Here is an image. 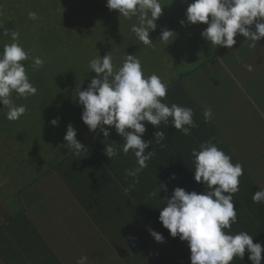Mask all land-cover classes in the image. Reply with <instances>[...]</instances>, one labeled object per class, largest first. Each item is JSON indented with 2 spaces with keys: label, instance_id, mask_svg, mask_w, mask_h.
Masks as SVG:
<instances>
[{
  "label": "crops",
  "instance_id": "obj_1",
  "mask_svg": "<svg viewBox=\"0 0 264 264\" xmlns=\"http://www.w3.org/2000/svg\"><path fill=\"white\" fill-rule=\"evenodd\" d=\"M236 41L232 48L222 47L218 55L201 60V69L188 72L196 73L191 79H179L191 105L181 91L178 101L170 89L162 98L169 106L176 103L193 110L196 127L190 129V135L175 129L169 118L167 136L160 144L154 139L160 125L143 122L146 132L142 139L151 141L145 151L155 155L138 180L126 174L138 166L133 151L125 154L115 129L106 126L109 137L98 130L84 141L85 150L72 152L68 166L61 164V171L58 167L53 170L54 177L46 174L38 179L40 199L34 200L29 190H22L18 193L21 204L10 206L9 201H1L0 264H78L82 256L91 264L92 255L108 254L97 251L103 240L111 241V254L120 255L126 264H190L187 242L173 238L163 227L159 208L177 186L188 192L208 190L192 175L193 185L183 182L189 170L195 169L192 149L199 150L205 141L234 157L258 185L251 189L239 184V191L233 194L237 222L225 230L233 234L246 231L254 243L264 246V204L252 200L255 191L264 189V37L256 48H249L250 41L243 36ZM208 108L212 116L205 122ZM104 144L114 145L117 156L109 159ZM163 146L167 150L161 152ZM161 182L167 185V192L159 189ZM156 189L158 195H151ZM239 205L244 207L238 212ZM149 229L162 234L164 242H156ZM261 256L264 264V251ZM248 257L246 250L243 259L235 257L231 264H251ZM104 263L109 261L98 264Z\"/></svg>",
  "mask_w": 264,
  "mask_h": 264
},
{
  "label": "clouds",
  "instance_id": "obj_2",
  "mask_svg": "<svg viewBox=\"0 0 264 264\" xmlns=\"http://www.w3.org/2000/svg\"><path fill=\"white\" fill-rule=\"evenodd\" d=\"M171 0H169V3ZM160 0H106L109 10H117L119 16L126 19L137 17L138 23L131 26V31L144 45L152 46L150 31L157 27L155 21L162 15ZM29 17L37 19L36 12H29ZM186 21L190 24L203 23L207 27L201 36L213 49L217 46L232 48L235 37L240 34L250 41L248 47L256 48L257 42L264 37V0H191L185 10ZM181 25L185 20L180 21ZM11 35L12 42L3 46L0 52V105L7 107L6 118L17 120L26 112L24 105H16L11 99L15 92L20 97L35 95L37 88L30 82L22 61L29 59V54L19 43V33L4 30ZM176 32L163 29L159 39L164 45L172 42ZM34 69L43 65L40 57H32ZM112 56L106 54L89 61V68L96 75L87 87L76 88L77 103L83 106L81 119L88 130L103 137H109L111 126L124 143L122 151L127 154L132 150L137 167L126 170V174L138 180L139 173L147 167L155 153L148 151L151 141L142 139L146 132L144 121L153 126L161 122L168 123L190 135V129L196 127L193 110L172 103L162 102L167 95L168 85L155 73L145 77L141 61L134 55L127 54L122 65L114 70ZM251 70V66H249ZM211 109H205V122L211 118ZM58 125V118L50 121ZM187 126V127H186ZM163 131H156L154 139H164ZM67 149L78 154L86 147L77 139V131L71 123L64 135ZM105 155L112 159L117 156V148L104 144ZM194 157V180L207 186V191L188 192L182 187H175L167 197L166 205L159 208V221L169 234L187 242L190 249V264H231L235 257L243 259L245 251L249 253L251 264H261L264 246L253 242L252 235L246 231L225 232L237 222V212L233 194L239 191V177L243 175L240 163L233 164L230 156L211 141L200 144L199 150L192 149ZM175 178V174H172ZM159 189L167 192V185L159 184ZM227 193V194H226ZM151 195H158V189ZM252 200L264 204V189L252 194ZM156 242L163 243L164 237L149 229ZM87 257L82 256L78 264H86Z\"/></svg>",
  "mask_w": 264,
  "mask_h": 264
},
{
  "label": "rangeland",
  "instance_id": "obj_3",
  "mask_svg": "<svg viewBox=\"0 0 264 264\" xmlns=\"http://www.w3.org/2000/svg\"><path fill=\"white\" fill-rule=\"evenodd\" d=\"M160 3L163 4L162 15L155 21L156 29L150 31L153 42L148 46L131 31V26L138 23L137 17L119 16L117 10L106 7V0H0V46L12 42V38L4 34L3 26L14 15L17 22L14 31L19 33V43L31 57L21 63L37 88V93L27 98L12 93L13 102L26 107V112L17 120L7 119L8 109L0 105V199L3 198L0 202L7 200L10 206L21 204L18 193L22 190H29L34 200L40 199L38 179L46 174L54 177L55 167L61 171V164L68 166L73 155L64 141L69 123L76 129L77 139L82 144L98 132L97 129L94 134L83 123V106L76 98L77 86L81 90L86 88L96 75L89 68L91 59L109 54L116 70L127 54L134 55L141 61L145 77L155 73L169 86L180 75L184 77L183 82L191 79L196 73L188 72L201 69V60L212 58L223 49L222 46L213 49L201 36L206 24L186 21L185 10L191 0H171L170 3L160 0ZM29 12H36L37 19H31ZM181 20H185L184 25ZM163 29L176 32L175 39L167 45L159 39ZM37 56L44 63L34 69L32 57ZM67 61L72 64L66 65ZM60 68L64 74L61 73L62 80L56 86L54 72L60 73ZM32 71L44 73L43 80L49 82L48 90L43 92L41 85L37 86ZM72 73L77 78L70 80L66 76ZM53 118H58L57 126L50 124ZM86 193L91 196V189L87 188ZM101 243L97 251L108 254L92 255L91 264L101 261L126 264L120 255L111 254V241Z\"/></svg>",
  "mask_w": 264,
  "mask_h": 264
},
{
  "label": "trees",
  "instance_id": "obj_4",
  "mask_svg": "<svg viewBox=\"0 0 264 264\" xmlns=\"http://www.w3.org/2000/svg\"><path fill=\"white\" fill-rule=\"evenodd\" d=\"M16 21V19H15V16L14 15H12L5 23H4V26H3V29L5 30V29H7L8 31H9V33L11 32V31H14V27H15V25H16V23L17 22H15ZM9 36V38H11V35L9 34L8 35ZM3 46L4 45H1L0 46V51L2 52L3 51ZM26 52H28L27 50H25ZM28 54H29V59H31V57H30V53L28 52ZM57 64H59V63H57ZM64 64H66L65 62H64ZM72 63H69V61H67V64L66 65H71ZM61 65V64H60ZM60 65L59 66H57V67H60ZM41 70V69H40ZM44 71V70H43ZM60 73H57V72H54V74H55V76H56V86L58 85L59 86V84H60V80H62L61 78H60V75H61V73L62 74H64V72L61 70V68H60ZM32 73H34V77L36 78V82H37V86H40L41 85V88L43 89V92L44 91H46V90H48L49 89V82H48V80H43L44 78H45V76H44V73L42 74V73H39V72H33L32 71ZM66 77H69L70 78V80L74 77V78H77V75L75 74V73H72L70 76H66ZM182 78V75H180L179 76V78H177L176 80H174L173 82H171L170 84H169V86H168V89H170V91L172 90L173 92H174V94H177V96H175V100L176 101H178L179 100V98H180V91L182 92V94H184L185 95V98H186V100L188 101V102H191V100H190V98L188 97V95H187V92H186V88L183 86V84H182V82L179 80V79H181ZM44 81V83L42 84V82ZM41 88H40V91H41ZM170 91H168V92H170ZM162 101L164 102V100L162 99ZM192 104V102L190 103V105ZM160 130L161 131H163L164 133H165V135L167 136V131H168V129H167V124H164V122H162L161 124H160ZM119 135V134H118ZM117 135V136H118ZM119 140L122 142V143H124V140H123V138L119 135ZM119 143V142H118ZM160 144H164V143H161L160 142ZM167 150V148H166V146L164 147H162V149H161V152L162 151H166ZM122 154L120 153L119 154V157H121V159H123V157L124 156H121ZM230 158H231V162L233 163V164H236L237 162H236V160H235V158L234 157H231L230 156ZM125 160H126V158H125ZM234 161V162H233ZM126 162H127V160H126ZM243 170H244V168H243ZM189 175L187 176V175H185V177H186V179L183 181L184 183L186 182V181H189V184L190 185H193L194 183H195V181H193L192 180V178H191V175L192 176H194V170L193 169H190L189 170ZM189 177V178H188ZM239 180H240V183L242 184V185H244V186H246V187H249V188H251V189H256L257 187H258V185H257V183L250 177V175L245 171H243V175L241 176V177H239ZM258 189V188H257ZM227 194V193H226ZM248 205H251V202L250 203H247L246 204V206H248ZM252 205H253V202H252ZM242 207H244V205L243 206H241L240 207V205H239V207L237 208V210H238V212H239V209L241 210V208ZM242 211V210H241ZM245 212V211H244ZM256 218V217H255ZM225 232H227L226 230H224ZM228 232H230V230L228 231Z\"/></svg>",
  "mask_w": 264,
  "mask_h": 264
}]
</instances>
